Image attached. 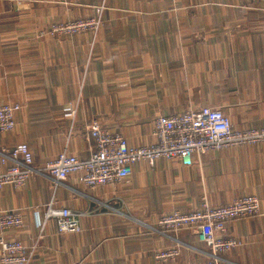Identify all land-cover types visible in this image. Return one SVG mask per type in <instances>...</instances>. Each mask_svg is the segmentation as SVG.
Here are the masks:
<instances>
[{"label": "crops", "instance_id": "obj_1", "mask_svg": "<svg viewBox=\"0 0 264 264\" xmlns=\"http://www.w3.org/2000/svg\"><path fill=\"white\" fill-rule=\"evenodd\" d=\"M102 3L96 33L40 35ZM207 87L220 90L218 106L235 128L264 126V0H0V105H20L0 149L27 143L35 167L62 151L88 157L95 117L128 145L153 143L156 116L216 106ZM244 194L259 198L260 211L226 222L240 244L220 253V264H264V142L193 154L190 165L140 161L118 184L89 187L71 173L54 185L31 174L0 189V211L24 219L0 235L37 243L29 264H191L208 259V246L189 228L161 234L159 216ZM51 199L78 212L79 232H59L50 219L39 233ZM176 240V258L155 259Z\"/></svg>", "mask_w": 264, "mask_h": 264}, {"label": "built area", "instance_id": "obj_2", "mask_svg": "<svg viewBox=\"0 0 264 264\" xmlns=\"http://www.w3.org/2000/svg\"><path fill=\"white\" fill-rule=\"evenodd\" d=\"M103 3L96 6L95 14L88 17L52 23L40 35L60 36L80 32L93 34L102 25ZM18 103L0 105V134L9 132L15 125ZM66 115L73 120L76 109L66 108ZM87 136L93 147L88 157L80 158L62 151L48 160L43 167L33 165L32 152L25 142L0 149V161L5 164L0 170V189L4 186H23L34 173L49 175L54 185L62 184L69 174L89 187L118 184L131 174L132 165L145 161L150 164L159 158L179 159L183 165L192 163V155L224 147L257 144L264 142V126L235 128L229 116L216 106H200L196 109L173 114H162L154 120L155 142L128 145L120 132L103 126L99 118L90 120L86 126ZM259 198L244 194L222 205H212L206 200L197 207L183 211L173 209L162 213L158 220V231L168 235L181 229H191L198 241L208 246V259L191 264H220V253L238 246L240 241L226 234V222L254 216L260 211ZM78 212L67 207H55L51 199L42 217L37 216L39 233L46 223L54 219L59 232H79ZM24 219L19 211H0L2 230H20ZM175 246L155 251L157 260H170L179 254V241ZM37 243L25 245L21 240L0 235V264H29Z\"/></svg>", "mask_w": 264, "mask_h": 264}, {"label": "rangeland", "instance_id": "obj_3", "mask_svg": "<svg viewBox=\"0 0 264 264\" xmlns=\"http://www.w3.org/2000/svg\"><path fill=\"white\" fill-rule=\"evenodd\" d=\"M210 89H212V91H210ZM198 93H199V91H197V94ZM204 93H205L206 97L209 98L212 102L217 103V104H215L216 107L220 108V106H218V104H219L218 101H219V98H220V90H214V88L207 87Z\"/></svg>", "mask_w": 264, "mask_h": 264}]
</instances>
